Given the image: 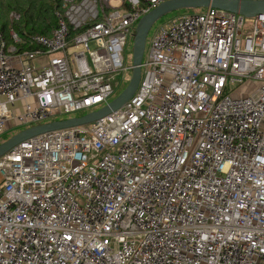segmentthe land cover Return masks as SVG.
<instances>
[{
    "label": "built area",
    "instance_id": "1",
    "mask_svg": "<svg viewBox=\"0 0 264 264\" xmlns=\"http://www.w3.org/2000/svg\"><path fill=\"white\" fill-rule=\"evenodd\" d=\"M110 1L63 0L51 36L0 30V135L130 80L128 36L167 0ZM141 69L118 109L0 157V264H264V13L169 20Z\"/></svg>",
    "mask_w": 264,
    "mask_h": 264
},
{
    "label": "water",
    "instance_id": "2",
    "mask_svg": "<svg viewBox=\"0 0 264 264\" xmlns=\"http://www.w3.org/2000/svg\"><path fill=\"white\" fill-rule=\"evenodd\" d=\"M209 6L241 14L246 17H254L264 13V0H167L159 4L144 14L135 27L131 78L127 86L114 99L106 105L86 114L33 125L19 131L9 139L0 143V157L25 139L58 128L90 123L124 105L135 93L140 83L142 76L141 63L145 54L147 37L154 23L164 15L179 9H194Z\"/></svg>",
    "mask_w": 264,
    "mask_h": 264
},
{
    "label": "trees",
    "instance_id": "3",
    "mask_svg": "<svg viewBox=\"0 0 264 264\" xmlns=\"http://www.w3.org/2000/svg\"><path fill=\"white\" fill-rule=\"evenodd\" d=\"M63 0H0V30L11 41L13 29L22 39L32 35L51 36L58 27L56 11ZM19 14L12 19L11 13Z\"/></svg>",
    "mask_w": 264,
    "mask_h": 264
},
{
    "label": "rangeland",
    "instance_id": "4",
    "mask_svg": "<svg viewBox=\"0 0 264 264\" xmlns=\"http://www.w3.org/2000/svg\"><path fill=\"white\" fill-rule=\"evenodd\" d=\"M112 5L118 6L119 5V1L116 0H111L110 1ZM206 9V7H202V8H194V9H179L173 12H170L166 15H164L163 17H161L157 22L154 23V25L152 26L151 30L149 31L148 37H147V42H146V49L145 52L148 51L149 46H150V41L155 33V31L164 23H166L169 20H172L176 17H180L182 15L185 14H192V13H201ZM133 41L134 38L133 36H128V42L124 48L123 54L125 56V62L128 63V54L133 52ZM131 58V57H130ZM131 72V71H130ZM114 83H117V87H116V92L115 94L109 99V101H111L112 99H114L128 84L127 81H125L122 77L117 76L114 79ZM245 88H247V86H245ZM98 109V107H94L90 110H83L81 112L78 113H74V114H65L63 113L62 115L56 117L57 120H61V119H67L70 117H74V116H79L82 114H86L92 110ZM15 113H18V110H15ZM53 121V118H50L48 121H44V123ZM38 124H42V123H30L27 125H22L19 122H17L16 120H11L8 122L7 127L5 129V131L0 135V143L9 139L10 137H12L13 135H15L16 133H18L19 131L33 126V125H38Z\"/></svg>",
    "mask_w": 264,
    "mask_h": 264
},
{
    "label": "crops",
    "instance_id": "5",
    "mask_svg": "<svg viewBox=\"0 0 264 264\" xmlns=\"http://www.w3.org/2000/svg\"><path fill=\"white\" fill-rule=\"evenodd\" d=\"M12 31H13V29L11 30V32H10V35H11V39H12ZM10 43H12L13 42V40H11V41H9Z\"/></svg>",
    "mask_w": 264,
    "mask_h": 264
}]
</instances>
